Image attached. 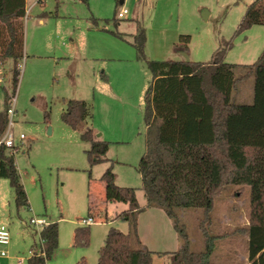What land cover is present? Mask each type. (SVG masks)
Masks as SVG:
<instances>
[{
	"label": "rangeland",
	"instance_id": "obj_1",
	"mask_svg": "<svg viewBox=\"0 0 264 264\" xmlns=\"http://www.w3.org/2000/svg\"><path fill=\"white\" fill-rule=\"evenodd\" d=\"M253 1L27 0L20 80L15 91L13 59L0 63V111L6 94L9 104L16 95L15 130L26 135L16 164L30 206L18 209L9 180L0 179V226L11 232V241L4 247L7 256L0 255V264H27L30 248L40 243L41 230L28 226L34 216L59 224V245L47 264H98L109 229L129 232L127 221L115 219L127 206L105 200L101 176L110 162L91 167L85 152L89 145L81 139V130L62 120L67 100L83 99L92 106L94 122L89 119L85 126L110 141L107 157L114 163L117 185L136 188L144 205L138 164L146 149L144 95L151 73L132 44L138 22L146 28L145 53L154 60L178 58L176 43L181 35L190 36L192 60L202 62L210 61L223 41L233 40L226 56L227 62L238 64L234 71L240 81L233 100L251 103L254 76L245 65L254 63L264 49V25L242 33L236 30ZM122 8L129 13L119 19ZM40 17L45 19L43 24ZM250 198V186L231 185L215 200L211 230L220 238L213 262H247L248 236L232 231L248 224ZM203 214L201 208L181 211L194 250L205 248L200 229ZM90 215L97 222L89 226V244L75 245L74 231L85 226L82 219ZM168 245L173 252L178 249L177 244ZM153 264L171 263L155 254Z\"/></svg>",
	"mask_w": 264,
	"mask_h": 264
},
{
	"label": "trees",
	"instance_id": "obj_2",
	"mask_svg": "<svg viewBox=\"0 0 264 264\" xmlns=\"http://www.w3.org/2000/svg\"><path fill=\"white\" fill-rule=\"evenodd\" d=\"M26 16V0H0V63L13 59L15 91L24 53ZM254 25H264V0L247 6L236 33ZM146 43V28L138 22L132 44L151 73L144 95L146 149L138 164L146 206L139 204L136 188L117 185L114 163L107 157L110 142L100 138L93 127L83 129L93 118L92 106L83 99H69L62 113V120L81 130V139L89 145L85 152L90 166L110 162L101 176L105 200L128 204L115 219L127 221L129 232L109 229L99 249L98 264H153L154 255L161 253L148 249L138 234V216L146 207L162 209L179 234L180 248L164 253L170 254L171 264H264V49L254 63L245 65L254 76V92L251 103H241L233 100L240 81L234 71L238 64L226 61L233 40L223 41L208 62L149 59ZM189 43L190 36L181 35L176 47L188 50ZM9 105L6 94L5 107L0 111V138L7 128ZM0 178L9 180L18 209L30 206L16 155L4 145L0 146ZM231 185L251 188L249 222L238 229L248 236V260L215 263L211 256L220 237L211 230L212 212L215 200ZM186 208L203 209V250L192 249L181 222V211ZM89 226L75 229V245L89 244ZM40 235L45 255L30 256L27 264H47L51 259L59 245L58 222L44 226Z\"/></svg>",
	"mask_w": 264,
	"mask_h": 264
},
{
	"label": "crops",
	"instance_id": "obj_3",
	"mask_svg": "<svg viewBox=\"0 0 264 264\" xmlns=\"http://www.w3.org/2000/svg\"><path fill=\"white\" fill-rule=\"evenodd\" d=\"M27 12H28V4H27ZM39 22L43 24L45 22V19L43 17H40ZM176 50L179 53V57L176 58L177 60H185L186 55L188 56L189 60H192V58L189 54V48H188V50H185L184 48L176 47ZM102 78L104 79V81L106 83L108 82V78H106L105 75H103ZM94 117H95V114L93 113L92 124L94 122ZM88 127H89V125L87 124V127L84 125L83 128L86 129ZM95 131H96V133L99 134L100 138H102V139L106 138L104 136V133H99L97 130H95ZM105 140H107V139H105ZM17 168H18V166H17ZM14 198H15V194H14ZM146 204H147V200H146V203L144 205H141V204L140 205L146 206ZM124 205H126L127 207L125 209L121 210V212L128 208V204L124 203ZM47 221H48V223L53 222V221H49L48 219H47ZM149 225H150V231L148 229ZM28 226L34 228L33 226H31L29 224V222H28ZM236 229L237 228H235L232 231L233 234L235 232H240L238 229L237 230ZM138 234H139L140 240L142 241V243L144 245L149 247L154 252L161 253V254H157L158 257H161V258L162 257H168L170 259V254H164V253L173 252V250L170 249L171 247H169V245H168L169 242H171L173 244V246H174V244H175V246L177 244L178 249L181 246V240L179 238V234L175 230L172 219L169 218L167 216V214L162 209L157 208V207H146V209L139 214V216H138ZM36 244L37 243H34V245H32L31 248L35 247ZM31 248H30V250H31ZM26 260L28 261V259H26ZM247 260H248V257H247ZM153 261H154V257H153ZM170 263H171V259H170Z\"/></svg>",
	"mask_w": 264,
	"mask_h": 264
},
{
	"label": "built area",
	"instance_id": "obj_4",
	"mask_svg": "<svg viewBox=\"0 0 264 264\" xmlns=\"http://www.w3.org/2000/svg\"><path fill=\"white\" fill-rule=\"evenodd\" d=\"M129 13V10L127 8H122L118 13V18L122 19L125 18V16ZM3 71L0 69V76L2 75ZM2 80L0 79V82ZM8 112V124L7 128L0 138V146L4 145L7 149V151L10 154L17 155L21 151V145L26 139V135L24 133H20L17 135L15 127H16V121L14 120V117L16 115V95L12 96L11 103L9 105V108L7 110ZM97 220L90 216L87 218L82 219V224L84 225H92L96 223ZM29 224L38 230H42L44 226H46L48 223L47 219L45 217H32L29 220ZM41 233V231H40ZM11 241V232L9 228L6 225L0 226V255L1 256H7V251L5 250L4 246H7ZM31 256L34 255H45V249H44V241L41 238L40 235V243L39 245L36 244L35 247L31 248L29 251Z\"/></svg>",
	"mask_w": 264,
	"mask_h": 264
},
{
	"label": "water",
	"instance_id": "obj_5",
	"mask_svg": "<svg viewBox=\"0 0 264 264\" xmlns=\"http://www.w3.org/2000/svg\"><path fill=\"white\" fill-rule=\"evenodd\" d=\"M185 60H189L188 56L186 55V59Z\"/></svg>",
	"mask_w": 264,
	"mask_h": 264
}]
</instances>
